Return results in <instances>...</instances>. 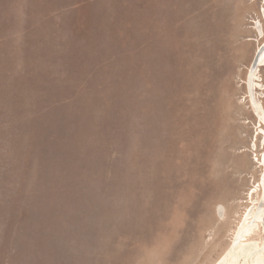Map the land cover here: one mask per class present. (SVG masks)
Masks as SVG:
<instances>
[{
  "label": "rangeland",
  "instance_id": "rangeland-1",
  "mask_svg": "<svg viewBox=\"0 0 264 264\" xmlns=\"http://www.w3.org/2000/svg\"><path fill=\"white\" fill-rule=\"evenodd\" d=\"M261 15L0 0V264H214L263 175Z\"/></svg>",
  "mask_w": 264,
  "mask_h": 264
},
{
  "label": "bare ground",
  "instance_id": "bare-ground-1",
  "mask_svg": "<svg viewBox=\"0 0 264 264\" xmlns=\"http://www.w3.org/2000/svg\"><path fill=\"white\" fill-rule=\"evenodd\" d=\"M257 1L260 4V14H262V21L264 22V0ZM262 45H264V37L253 59L254 63L255 59L259 58L260 65L255 71L251 67L247 73V80L245 81L247 98L245 103L250 112L253 115H257L261 129L264 132V105L262 98L258 96L261 91L264 92V89L258 88L260 83L264 84V80L262 82L257 81L259 78L258 75H261L259 72L261 73L264 68V49H262ZM251 80L252 83L250 84L249 82ZM255 84L257 86V95L253 92ZM259 136H261V133H259ZM256 147L259 148L257 144ZM262 155V158L259 159L263 173L261 175V184L259 185L260 190L256 188L257 192H253L251 209L249 211L247 210L248 212L240 217L238 224L234 227L232 235L229 238L228 249L214 264H264V204H261L264 199V153ZM221 216L225 217L222 211Z\"/></svg>",
  "mask_w": 264,
  "mask_h": 264
},
{
  "label": "water",
  "instance_id": "water-1",
  "mask_svg": "<svg viewBox=\"0 0 264 264\" xmlns=\"http://www.w3.org/2000/svg\"><path fill=\"white\" fill-rule=\"evenodd\" d=\"M262 49H264V46L262 47ZM259 65H260L259 58L258 59H255V61L253 63V66H252V69L255 71V69H257ZM249 83L251 84L252 83V80ZM261 204H264V199H263V201H262Z\"/></svg>",
  "mask_w": 264,
  "mask_h": 264
}]
</instances>
